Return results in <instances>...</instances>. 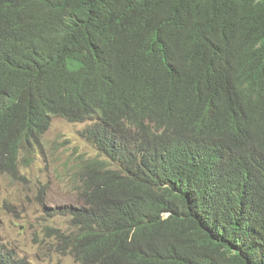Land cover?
<instances>
[{
    "label": "trees",
    "instance_id": "obj_1",
    "mask_svg": "<svg viewBox=\"0 0 264 264\" xmlns=\"http://www.w3.org/2000/svg\"><path fill=\"white\" fill-rule=\"evenodd\" d=\"M88 123L81 264H264V0H0V171ZM0 264H30L0 248Z\"/></svg>",
    "mask_w": 264,
    "mask_h": 264
},
{
    "label": "rangeland",
    "instance_id": "obj_2",
    "mask_svg": "<svg viewBox=\"0 0 264 264\" xmlns=\"http://www.w3.org/2000/svg\"><path fill=\"white\" fill-rule=\"evenodd\" d=\"M85 126L53 117L41 145L21 153L18 175L0 171L1 249L30 264H81L60 247L58 230L72 229L59 208L80 203L77 166L100 153L81 135Z\"/></svg>",
    "mask_w": 264,
    "mask_h": 264
},
{
    "label": "clouds",
    "instance_id": "obj_3",
    "mask_svg": "<svg viewBox=\"0 0 264 264\" xmlns=\"http://www.w3.org/2000/svg\"><path fill=\"white\" fill-rule=\"evenodd\" d=\"M53 117H55V116H53ZM53 117H52V119H53ZM58 117H61V116H58ZM62 118H63V117H62ZM64 119H65V118H64ZM66 120H67V119H66ZM67 121H69V120H67ZM69 122H70V121H69ZM71 123H74V122H71ZM76 123H80V122H76ZM84 123H86V122H84ZM51 124H52V122H51ZM87 125H88V123H86V126H87ZM50 127H51V126H50ZM84 128H85V127H84ZM84 128H83V129H84ZM49 129H50V128H49ZM49 129H48V130H49ZM83 129H82V130H83ZM48 130H47V131H48ZM82 130H81V131H82Z\"/></svg>",
    "mask_w": 264,
    "mask_h": 264
}]
</instances>
